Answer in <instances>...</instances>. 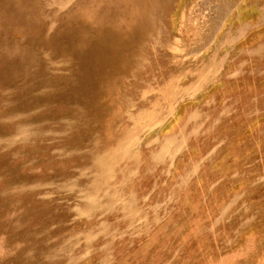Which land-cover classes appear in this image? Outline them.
<instances>
[{"label": "rangeland", "instance_id": "rangeland-1", "mask_svg": "<svg viewBox=\"0 0 264 264\" xmlns=\"http://www.w3.org/2000/svg\"><path fill=\"white\" fill-rule=\"evenodd\" d=\"M159 9L108 127L0 88V264H264V0Z\"/></svg>", "mask_w": 264, "mask_h": 264}, {"label": "bare ground", "instance_id": "bare-ground-1", "mask_svg": "<svg viewBox=\"0 0 264 264\" xmlns=\"http://www.w3.org/2000/svg\"><path fill=\"white\" fill-rule=\"evenodd\" d=\"M161 1L0 0V88L21 84L22 94L35 93L45 85L43 59L61 62L74 85L58 97L108 127L119 117L122 80L136 77L149 48Z\"/></svg>", "mask_w": 264, "mask_h": 264}]
</instances>
